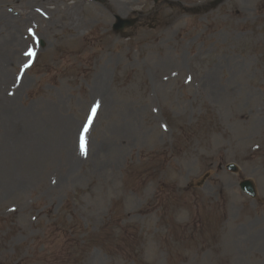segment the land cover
Returning <instances> with one entry per match:
<instances>
[{"label":"rangeland","instance_id":"rangeland-1","mask_svg":"<svg viewBox=\"0 0 264 264\" xmlns=\"http://www.w3.org/2000/svg\"><path fill=\"white\" fill-rule=\"evenodd\" d=\"M116 1L0 0V264H264V0Z\"/></svg>","mask_w":264,"mask_h":264},{"label":"bare ground","instance_id":"bare-ground-1","mask_svg":"<svg viewBox=\"0 0 264 264\" xmlns=\"http://www.w3.org/2000/svg\"><path fill=\"white\" fill-rule=\"evenodd\" d=\"M115 3H116V5L120 6V0H117ZM111 8L113 9V11L116 12V9H115V6L114 5H111ZM32 9H33V11H36L35 8H32ZM2 16H4L5 18H7L11 22H13V17L11 15H4L3 14ZM8 41H9V44L8 45L11 48L12 43H14L15 41H18V39L16 38V35L14 36V34H11L10 37H9V39H8ZM1 53L4 54L10 60L15 58L14 53H10L9 51L8 52H1ZM5 65H6L5 62H3L1 60V63H0V67H1L0 68V74H3L4 75V74H7L8 73V71H3V70L6 69V68H4ZM98 76H99V78H97L96 85H95V87H94L93 90H95V91H97V92H99L101 94H104L106 90H105L104 85H103V79H104L103 73H99ZM14 105L15 104L12 103V105L7 106V110H8V113L11 114L13 121H17L18 114L16 113V111H18V110H17V108ZM69 129H70V124H68L66 126V132H65V134H64V136L62 138V151H63V148H64V155L66 154L65 153V149L68 152V147H69V141H70V137L68 136ZM68 154H69V156H71L70 151L68 152ZM74 158L75 157H73V159ZM66 166L68 168H70V169L72 168V166H70L69 163Z\"/></svg>","mask_w":264,"mask_h":264},{"label":"water","instance_id":"water-1","mask_svg":"<svg viewBox=\"0 0 264 264\" xmlns=\"http://www.w3.org/2000/svg\"><path fill=\"white\" fill-rule=\"evenodd\" d=\"M116 26H119V27H122V25H121V23L120 22H118L117 23V25ZM247 184V185H246ZM246 185V187H250V188H252V185H251V183L248 181V182H245V184H243V186H245Z\"/></svg>","mask_w":264,"mask_h":264},{"label":"snow or ice","instance_id":"snow-or-ice-1","mask_svg":"<svg viewBox=\"0 0 264 264\" xmlns=\"http://www.w3.org/2000/svg\"><path fill=\"white\" fill-rule=\"evenodd\" d=\"M30 54V53H29ZM93 111H95V109H93Z\"/></svg>","mask_w":264,"mask_h":264}]
</instances>
